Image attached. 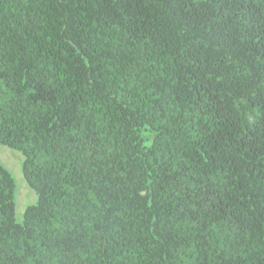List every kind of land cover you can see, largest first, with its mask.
Returning <instances> with one entry per match:
<instances>
[{"label":"trees","instance_id":"1","mask_svg":"<svg viewBox=\"0 0 264 264\" xmlns=\"http://www.w3.org/2000/svg\"><path fill=\"white\" fill-rule=\"evenodd\" d=\"M0 144V264H264V0H0Z\"/></svg>","mask_w":264,"mask_h":264},{"label":"rangeland","instance_id":"2","mask_svg":"<svg viewBox=\"0 0 264 264\" xmlns=\"http://www.w3.org/2000/svg\"><path fill=\"white\" fill-rule=\"evenodd\" d=\"M23 161L24 157L19 150L0 144V164L14 179L15 219L18 222H21L25 208L37 201L35 191L24 178Z\"/></svg>","mask_w":264,"mask_h":264}]
</instances>
